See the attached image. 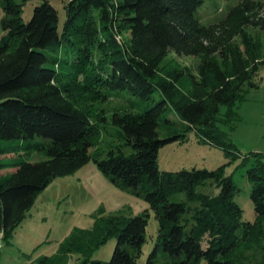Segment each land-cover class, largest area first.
<instances>
[{"label":"trees","instance_id":"16d2710c","mask_svg":"<svg viewBox=\"0 0 264 264\" xmlns=\"http://www.w3.org/2000/svg\"><path fill=\"white\" fill-rule=\"evenodd\" d=\"M63 1L67 19L59 32L57 10L49 2L37 4L31 18L23 22L20 4L2 0L6 34L0 36V140L15 144H0V155L44 149L48 158L0 161V170L13 168L0 176V240L10 235L52 179L73 173L93 158L90 148L101 137V123L108 119L104 111L97 112L93 101L107 99L113 90L150 99L156 86L165 99L139 113L122 110L109 116L132 153L110 150L105 159L93 160L115 185L142 190L164 220L150 256L162 249L170 264H234L233 252L241 242L264 235V154L242 158L245 165L255 157L246 174L252 183L256 218L245 222L234 200L238 188L223 167L159 170L157 152L170 138H160L158 126L169 101L189 128L236 155L235 145L220 125L234 128V105L244 98L246 85H256L252 78L264 59L255 56L245 26L264 29V16L252 17L256 8L247 0L211 26L196 16L202 0ZM125 29L129 41L121 42L117 33ZM66 43L74 47L75 56L48 60L45 50L58 53ZM169 51L201 56L198 79L186 75L183 68L161 65ZM84 101L87 104L82 105ZM222 106L226 107L223 114ZM212 182L216 194L206 190ZM180 193L185 200H175ZM148 217V212L118 216L90 230H74L55 254L41 255L31 264H64L70 252L84 256L76 264H138ZM114 233L117 244L110 260L90 259L88 247L99 246ZM148 264H154L150 257Z\"/></svg>","mask_w":264,"mask_h":264},{"label":"rangeland","instance_id":"374dc122","mask_svg":"<svg viewBox=\"0 0 264 264\" xmlns=\"http://www.w3.org/2000/svg\"><path fill=\"white\" fill-rule=\"evenodd\" d=\"M20 4V16L23 22H27L33 13L34 7L44 1L49 2L58 14L57 27L61 32L67 19L63 0H13ZM244 0H202L196 11V16L205 26L217 25L224 20L229 10ZM246 1V0H245ZM255 5L256 11L252 17L264 16V0H247ZM5 17L2 0H0V36L6 34L2 28V19ZM245 32L250 39L255 56L264 59V29L260 25L248 24ZM121 42L129 41V32L125 29L117 33ZM240 51L246 58L247 52L240 37L235 38ZM48 60L55 56L72 58L75 56L74 47L64 44L58 53L45 50ZM97 58V57H96ZM94 56V60H96ZM201 56L177 55L169 51L162 64H170L173 67L184 69L185 74H192L198 79L197 65ZM46 65H51L47 62ZM190 79V78H189ZM252 81L255 86H245L243 99L234 105L237 118L232 120L235 125H220L228 134L236 149V155L228 153L223 147L210 143L175 112L168 101L166 110L160 115L158 134L162 139L170 138L157 152V166L160 171L176 172L190 170L191 168H205L213 170L223 167L225 175L231 176L238 192L234 200L242 209V221L254 222L256 215L253 208L250 193L252 183L247 177L246 169L251 165L255 157H250L247 164H242L243 157L252 153L264 154V64L258 66ZM165 99L161 91L155 86L150 99H142L129 90H113L105 99L93 101L97 112L101 110L108 117L101 123L102 134L99 140L90 148L94 159L102 160L108 156L110 150L117 153L119 150L124 155L132 153L130 145L126 144L121 136V129L111 123L110 115L114 112L122 113V110H130L135 113L154 105ZM84 104H87L84 101ZM226 107H221L222 114ZM103 114V113H101ZM178 137L174 138V136ZM35 137V141H39ZM0 144H15L12 140H0ZM48 156L45 150L22 149L15 153L0 155L2 162H16L20 160L39 162L46 160ZM90 159L78 170L66 176L52 179L42 189L32 205L25 212L20 223L12 230L9 236L0 240V264H31V261L41 255H53L60 244L74 230H90L98 222L106 223L110 218H130L134 215L149 213L146 226V241L142 244L141 253L137 258L138 264H148L149 257L154 264H170L169 257L162 249L156 250L155 256H150L158 244V232L161 222L164 220L145 200L142 190L131 187L115 185L104 175L95 161ZM13 168L0 170V176L11 173ZM209 194H216L218 188L212 184L207 185ZM185 200V195H176L175 200ZM241 234V230L237 231ZM117 244V233L97 247L89 248V258L92 260L108 261ZM131 254L135 253L132 246L125 247ZM234 264H263L264 262V235H252L249 240L241 242L233 252ZM84 258L81 253L70 252L64 264H76Z\"/></svg>","mask_w":264,"mask_h":264}]
</instances>
